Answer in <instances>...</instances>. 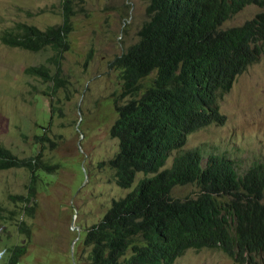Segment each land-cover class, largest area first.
<instances>
[{
  "label": "trees",
  "instance_id": "16d2710c",
  "mask_svg": "<svg viewBox=\"0 0 264 264\" xmlns=\"http://www.w3.org/2000/svg\"><path fill=\"white\" fill-rule=\"evenodd\" d=\"M60 1L61 24L41 30L18 22L0 34L1 43L9 48L56 52L49 60L56 64L54 74L45 65L25 70L52 84L44 91L52 99V113L57 111L56 93L70 84L57 60L70 50L73 18L84 11L75 9L76 0ZM144 2L146 20L138 41L110 64L121 83L112 97L117 119L109 132L118 141V150L101 164L115 171L121 189L132 190L113 199L102 218L84 231L85 264H173L188 250H218L237 264H254L264 257V167L255 166L240 176L227 157L213 151L203 154L201 149L177 152L166 165L191 134L213 124L225 125L220 100L264 53V12L242 25L222 27L248 5L264 8V0ZM93 56L91 48L85 70ZM34 139L41 150L27 158L0 142V171L30 173L27 193L9 197L28 215L34 209L23 205L44 184L38 174L53 179L60 168L43 159L46 143H51L46 132ZM137 174L143 177L133 186ZM188 185L192 188L184 198L172 196L176 187ZM19 227L30 242L29 228L22 222ZM27 251V245H14L0 264H18Z\"/></svg>",
  "mask_w": 264,
  "mask_h": 264
},
{
  "label": "rangeland",
  "instance_id": "374dc122",
  "mask_svg": "<svg viewBox=\"0 0 264 264\" xmlns=\"http://www.w3.org/2000/svg\"><path fill=\"white\" fill-rule=\"evenodd\" d=\"M75 4L76 10L84 11L73 18L70 50L57 60L70 84L56 93L55 113L52 99L44 94L52 84L26 75L25 70L45 65L54 74L56 64L52 66L49 60L56 52L47 48L34 53L0 41V142L18 157L27 158L40 152L34 136L45 131L51 143H46L43 159L60 164L53 179L38 174L44 184L28 204L34 209L32 215L9 198L27 193L29 171H0V263L7 259L8 248L27 245L18 264H85L84 231L102 218L113 199L132 190L121 189L113 177L115 171L101 164L118 150V141L109 132L117 119L112 97L121 83L110 64L138 41L146 3L76 0ZM262 11L258 5H248L222 28L242 25ZM18 22L41 30L61 24L60 0H0V34ZM91 48L94 56L85 70ZM220 109L226 116L225 125L213 124L190 135L186 146L171 154L166 167L177 152L192 149L227 157L240 176L253 164L264 163V53L220 100ZM52 114V123L44 130ZM142 177L137 174L133 186ZM191 188L176 187L172 196L184 198ZM21 222L29 228L30 242L25 231L20 232ZM173 264L237 263L218 250H188ZM254 264H264V257Z\"/></svg>",
  "mask_w": 264,
  "mask_h": 264
},
{
  "label": "clouds",
  "instance_id": "9594fccd",
  "mask_svg": "<svg viewBox=\"0 0 264 264\" xmlns=\"http://www.w3.org/2000/svg\"><path fill=\"white\" fill-rule=\"evenodd\" d=\"M143 1H144V0H143ZM60 2H61V1H60ZM146 7H147V5H146ZM260 9L264 10V8H260ZM262 12H264V11H262ZM232 16H233V15H232ZM232 16H231L229 19H231ZM229 19H228V20H229ZM228 20H227V21H228ZM227 21H226V22H227ZM226 22H225V23H226ZM225 23H224V24H225ZM244 23H245V22H244ZM260 44H262V42H260ZM262 45H263V44H262ZM263 49H264V48H263ZM154 75H155V74H154ZM191 135H192V134H191ZM79 145H80V142H79ZM227 159H228V158H227ZM229 160H230V159H229ZM255 166H262V167H264V163H259V162H257V163H255V164H253V166H252L251 168H249V169L246 171V173L249 172L250 170H252ZM236 172H237V171H236ZM246 173H245V174H246ZM237 174H238V172H237ZM245 174H244V175H245ZM238 175H239V174H238ZM31 200H32V199H31ZM31 200H30V201H31ZM29 203H30V202H29ZM23 206H28V207H29L28 204L23 205ZM72 230L74 231V229H72ZM75 242H76V241H75ZM75 242H74V243H75ZM74 243H73V244H74Z\"/></svg>",
  "mask_w": 264,
  "mask_h": 264
},
{
  "label": "water",
  "instance_id": "95a60500",
  "mask_svg": "<svg viewBox=\"0 0 264 264\" xmlns=\"http://www.w3.org/2000/svg\"><path fill=\"white\" fill-rule=\"evenodd\" d=\"M75 242V241H74Z\"/></svg>",
  "mask_w": 264,
  "mask_h": 264
}]
</instances>
